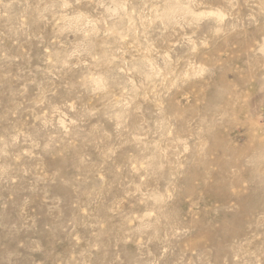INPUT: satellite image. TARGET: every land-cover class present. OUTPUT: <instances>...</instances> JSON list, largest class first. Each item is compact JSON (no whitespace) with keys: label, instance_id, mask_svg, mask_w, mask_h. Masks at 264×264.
<instances>
[{"label":"rangeland","instance_id":"obj_1","mask_svg":"<svg viewBox=\"0 0 264 264\" xmlns=\"http://www.w3.org/2000/svg\"><path fill=\"white\" fill-rule=\"evenodd\" d=\"M181 3L0 0V264H264V19Z\"/></svg>","mask_w":264,"mask_h":264},{"label":"clouds","instance_id":"obj_2","mask_svg":"<svg viewBox=\"0 0 264 264\" xmlns=\"http://www.w3.org/2000/svg\"><path fill=\"white\" fill-rule=\"evenodd\" d=\"M238 2L248 11L250 22H256L258 18L264 19V0H238ZM232 6L235 4L233 3ZM179 7L186 23H193L200 7L197 0H184V3L179 4ZM259 130L261 135L258 138H254L250 144L238 150L233 175L238 177V191L248 193L250 199L264 205V121H261ZM170 199L171 194L165 192L157 202Z\"/></svg>","mask_w":264,"mask_h":264}]
</instances>
